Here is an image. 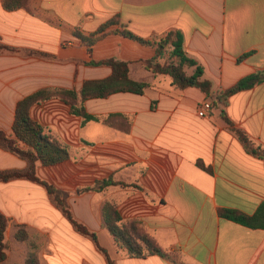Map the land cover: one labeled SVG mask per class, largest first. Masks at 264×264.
I'll return each mask as SVG.
<instances>
[{"label":"crops","instance_id":"crops-1","mask_svg":"<svg viewBox=\"0 0 264 264\" xmlns=\"http://www.w3.org/2000/svg\"><path fill=\"white\" fill-rule=\"evenodd\" d=\"M4 1L2 43L55 57L0 53V131L10 137L17 104L25 97L44 88L79 91L85 81L112 74L108 66L85 62H128L130 77L150 85L143 95L117 93L85 103L97 117L128 116L129 133L97 121L83 125L57 99L31 110L36 122L70 147L69 160L39 165L38 176L67 194L75 218L103 236L98 239L105 241L100 245L108 256L116 264H177L158 255L132 258L117 249L102 215L107 202H117L121 215L140 220L179 264H264V229L219 213L231 209L252 216L264 205V158L253 152L264 151V81L232 95L226 106L216 101L219 92L264 72V0H28L17 10H7ZM114 18L154 44L116 34L114 26L90 54L75 34L89 36ZM170 32L182 34L187 55L211 82L210 96L196 87L181 90L170 76L147 70L146 62L157 57ZM170 51L166 46L159 62L165 63ZM204 103L212 106L207 117L199 116ZM26 167L0 149V170ZM107 179L127 186L83 192ZM0 211L10 219L8 256L0 264H26L27 247L16 240V225L39 236L41 264H109L38 183L0 182Z\"/></svg>","mask_w":264,"mask_h":264},{"label":"trees","instance_id":"trees-1","mask_svg":"<svg viewBox=\"0 0 264 264\" xmlns=\"http://www.w3.org/2000/svg\"><path fill=\"white\" fill-rule=\"evenodd\" d=\"M27 2L28 0H5L4 7L7 10H17L25 7ZM114 26L117 27L114 30L116 34L136 40L142 44H154L151 41L135 36L127 27L121 26L119 18L112 19L89 36H84L81 33H76L75 36L80 39L82 44L88 47L89 53L92 54L95 43L106 36ZM166 46H170L171 51L166 57V62L162 63L158 59L163 57ZM0 53H23L27 56L43 57L48 60L55 59L54 56L43 52L7 46L2 43L1 38ZM85 64L89 66H108L112 69V74L105 79L85 81L79 91L69 88H44L18 102L13 125L15 137L12 138L4 131H0V149L18 156L27 163V167L24 169L0 170V182L26 179L42 185L47 190L53 204L64 214L74 229L93 240L97 248L107 256L109 264H116L108 256L107 251L100 246L98 235L75 218L68 202L67 194L48 181L42 180L37 173L39 165L54 166L69 160L70 147L61 138L47 131L45 127L32 118L31 110L34 106L57 99L68 105L71 114L80 117L83 125L91 121H97L129 133L131 119L128 116L125 114H110L106 117H97L88 113L85 103L92 99H105L117 93L143 95L150 88L148 83L135 81L130 77L128 62L108 59L85 62ZM145 66L147 70L153 73L170 76L173 80V85L181 90L196 87L200 88L208 96L211 95V82L203 79V68L197 61L187 55L184 49V38L179 32H170L159 44L157 57L147 61ZM189 68L194 70L191 75L187 72ZM263 81L264 72L247 76L231 89L219 92L216 101L226 106L232 95L251 89ZM124 124L128 126L124 128ZM241 138L245 144H250L246 137L241 136ZM253 152L260 158H264V151L257 150ZM199 166L207 170L203 163L199 162ZM113 185L127 186L113 179H107L98 181L94 186L83 189V192H101ZM219 213L223 218L243 226L253 229H264V205L252 216L231 209H221ZM102 215L103 226L113 238L118 250L127 252L132 258L144 259L158 255L179 264L178 257L163 250L155 239L142 228L140 220L125 219L120 213L117 202H107L103 207ZM9 226L10 219L0 211V263L4 262L8 256L6 236ZM15 238L19 243L27 247L26 264H41L39 241L30 234L27 226L16 225Z\"/></svg>","mask_w":264,"mask_h":264},{"label":"built area","instance_id":"built-area-1","mask_svg":"<svg viewBox=\"0 0 264 264\" xmlns=\"http://www.w3.org/2000/svg\"><path fill=\"white\" fill-rule=\"evenodd\" d=\"M212 111V106L210 103H204L203 106L199 110V116L207 117Z\"/></svg>","mask_w":264,"mask_h":264},{"label":"rangeland","instance_id":"rangeland-1","mask_svg":"<svg viewBox=\"0 0 264 264\" xmlns=\"http://www.w3.org/2000/svg\"><path fill=\"white\" fill-rule=\"evenodd\" d=\"M22 55H23V53H21ZM34 237H36L37 239H38V241H39V236H37V235H33ZM99 236V235H98ZM99 237H103L102 235H100ZM109 237V236H108ZM105 241H99V244H102V245H104L105 243H104ZM101 246V245H100ZM17 260H20V257L19 256H17V257H15Z\"/></svg>","mask_w":264,"mask_h":264}]
</instances>
